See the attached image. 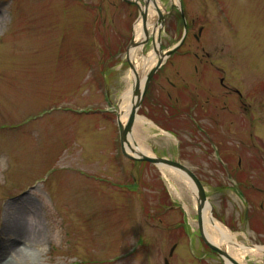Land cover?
Masks as SVG:
<instances>
[{
  "label": "rangeland",
  "instance_id": "obj_1",
  "mask_svg": "<svg viewBox=\"0 0 264 264\" xmlns=\"http://www.w3.org/2000/svg\"><path fill=\"white\" fill-rule=\"evenodd\" d=\"M156 1L165 21L154 27L150 6L149 33L157 38L161 28L167 51L183 25L174 0ZM180 1L185 42L147 92L162 101L164 114L152 111L146 95L138 117L154 126L137 125L133 138L191 170L225 227L227 206L238 209L242 199L228 189L223 147L207 136L223 128L205 112L221 98L219 76L237 88L245 79L250 93L260 86L262 103L255 95L248 103L251 113L263 111L264 131V0ZM138 15L123 0H0L1 258L12 245L29 264H221L198 237L188 185L171 170L164 175L121 154L117 108L131 82L125 57ZM152 40L135 49L142 75L151 68ZM195 100L203 115L183 113ZM230 141L237 146L234 132ZM24 227L31 232L19 238ZM253 236L246 229L240 240ZM233 255L240 264H264L255 253Z\"/></svg>",
  "mask_w": 264,
  "mask_h": 264
},
{
  "label": "flooded vegetation",
  "instance_id": "obj_2",
  "mask_svg": "<svg viewBox=\"0 0 264 264\" xmlns=\"http://www.w3.org/2000/svg\"><path fill=\"white\" fill-rule=\"evenodd\" d=\"M195 38L196 40L198 39L197 36H195ZM205 57L207 56L205 55ZM195 70L197 71V69ZM166 79L167 83L173 89H177L173 82L168 81V78ZM242 84L244 85L241 86V88L232 87L225 77H218L217 87L215 86L214 89L222 90L220 98L222 102L220 104V99H218L217 101L219 103L215 102L205 114H208V120L215 128H223V133L216 132L217 130L212 129L209 130L210 133H208L207 136L210 143L218 142L223 147V158L225 160L224 170L228 182V189L232 195H236V197L242 199L240 200L242 203L238 206V209L231 203L227 206L229 208L226 209V212L230 215L229 219H225L226 227L231 237L234 238L231 245L238 248L235 249L233 253L239 252L242 255L241 246L249 247L252 249V252L249 254L255 253L261 259L264 258V251L259 248L264 247V240H261L258 236L261 238L264 237V233H262L264 232L263 111L261 109H255V114L251 113L252 104L248 103V96L255 95V98L253 97L252 100H255L256 104L262 103L260 95L262 93L260 92V86H257V84L255 87H251L255 89V92H253L254 94L247 91L248 88L245 85L247 84L245 79ZM206 91H209V88ZM194 98L196 97H192V99ZM151 99L150 97L148 100V106L151 107L152 111H156L158 114L161 113V109L164 106L162 101H159L156 97ZM177 102L178 100L176 99L175 103ZM219 105H221L220 108H218ZM197 110L203 115V113H201L203 108L200 109L199 103L195 100L186 108L185 112L194 113ZM233 125H235L234 131H232ZM258 128H260L261 134L260 132L257 133ZM233 132L238 144L236 147H228L233 137ZM221 139L223 141L222 143L220 142ZM255 192L257 193L256 196H252ZM257 195L260 196V199L257 198ZM256 198L259 204H256ZM246 229H250L254 234L251 239L252 242L248 239H244V241L240 240L241 234H246ZM239 231L242 233H239ZM231 245L230 248L233 247ZM249 254L243 256L248 257ZM211 255L219 259L215 253L212 252ZM219 260L220 263L223 264L222 260Z\"/></svg>",
  "mask_w": 264,
  "mask_h": 264
},
{
  "label": "water",
  "instance_id": "obj_3",
  "mask_svg": "<svg viewBox=\"0 0 264 264\" xmlns=\"http://www.w3.org/2000/svg\"><path fill=\"white\" fill-rule=\"evenodd\" d=\"M143 1H144V9L142 10L140 8V13H141L140 18L142 20L143 27H144L143 28L144 29V39L140 43H135L134 41L131 42L130 46L128 47V51H127L128 61H129L130 52L135 47L143 46L144 44H146L148 41V38H149V33L147 30V8H148L150 2L153 4V7L155 8V2H154V0H143ZM135 3H137V1ZM155 10L157 11V13L159 15V23L161 24V27H163L165 17L161 15L159 10H157L156 8H155ZM181 16H182V19H184V16L182 13H181ZM184 29H186L185 24H184ZM157 44H158V48H159L160 39H158ZM155 50H158V49L155 48ZM174 50L175 49L168 52L165 56L158 54L159 55V61L156 64V66L153 67L147 73V75L143 79V85L141 83V77H139V75L135 72L134 67L132 66V69H133L134 74H135L134 75L135 81H134V85H133V90H134V93L136 95V101L134 102V105L132 107V110H131V113L128 117L127 122L123 125L118 121L119 122L120 135H121L122 152H123V155L128 159H132V160H136V161H140V162H149V163H152V164L157 165V166L169 167V168H172L179 173H182L183 175H185V177H187L189 179V181L193 184L195 191H196L197 216H198V222L197 223H198V229H199L200 237L204 241V243L207 246H209L213 251H215L219 256H221L223 258H227L225 253H223L221 250H219L218 248H216L212 244H210L205 237L203 212H204L206 205H208V201H207V197L205 194V190H204L202 184L200 183V181L197 179V177L189 169H187L185 166L179 164L177 161L171 162V161L166 160V159H160V158H156V157L145 156L141 153H138L137 150H134L129 143V138L131 139V137H132L131 136L132 135V128H133L135 119L137 117V111H138V109L141 105V102L144 98V95L147 91L149 82H150L152 76L157 71V69L162 64L163 60H165L167 57L171 56L173 54ZM141 85H142V87H141ZM127 149L133 155L129 154ZM165 264H168V262L165 261Z\"/></svg>",
  "mask_w": 264,
  "mask_h": 264
},
{
  "label": "bare ground",
  "instance_id": "obj_4",
  "mask_svg": "<svg viewBox=\"0 0 264 264\" xmlns=\"http://www.w3.org/2000/svg\"><path fill=\"white\" fill-rule=\"evenodd\" d=\"M174 2L177 4V0H174ZM157 7L161 10L160 3L158 2H157ZM141 25H142L141 22H139L134 28V34H135L136 41H139L143 38V30H142ZM130 55H131L132 64L135 66L137 71H139L140 73L139 64L136 63L135 58H134L135 51H132ZM148 59L152 62L151 66H154L157 62V56L155 54L151 55ZM140 76H141V83H142V80H143L142 78L144 76L142 75ZM130 80L131 82L128 85L127 90L122 94L120 103L117 108V114L119 117V121L123 125L127 122L128 117L131 113L132 107L134 105V102L136 101V95L134 93L133 86H132V83L134 80L132 72H131ZM139 124L152 126V124L147 122L145 119L137 117L134 128H133V132H135V127ZM137 149L143 155H147V156L153 155L141 145L140 146L137 145ZM161 169L163 170L162 172L164 175H165V170L170 172L169 169H166L164 167ZM173 173L175 174V176L177 175L180 177L179 179L181 180V182L186 183V185H188V188L190 189L191 194L193 195L194 200H195L196 191H195L193 184L189 181V179L185 177V175H183L182 173H178L176 171H173ZM172 190L178 195L177 190L173 186H172ZM209 217H210V208L209 206L206 205L204 209V213H203V218H204L203 220H204V227H205V236L207 240L211 244L220 248L221 250L227 251V253L229 254V257H231V259H234L236 261L237 259L234 257L233 251L238 248L236 246L231 245L234 238L231 237L229 232L224 227H222L218 222H216L213 219H210ZM30 232H31L30 229L28 228L26 229L25 227L23 229H20L18 233V235L20 236L19 238L24 237L26 234L29 235ZM19 238L16 237L14 241H20ZM230 245L233 247L230 248ZM11 246L12 245L9 246L8 252L4 253L2 255V258L0 257V264H29V260L25 258L22 251L18 248L11 249L10 248ZM241 252H242V255H246L252 252V249L249 247L241 246ZM7 255H10V258H8ZM226 264H231V263L226 260Z\"/></svg>",
  "mask_w": 264,
  "mask_h": 264
}]
</instances>
